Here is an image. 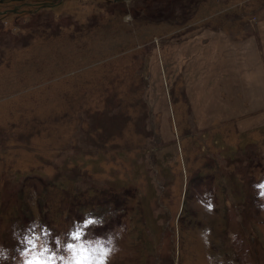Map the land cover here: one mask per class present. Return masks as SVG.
I'll list each match as a JSON object with an SVG mask.
<instances>
[{
    "label": "rangeland",
    "instance_id": "obj_1",
    "mask_svg": "<svg viewBox=\"0 0 264 264\" xmlns=\"http://www.w3.org/2000/svg\"><path fill=\"white\" fill-rule=\"evenodd\" d=\"M262 19L264 0H0V243L112 206V264H264V83L245 98L229 65Z\"/></svg>",
    "mask_w": 264,
    "mask_h": 264
},
{
    "label": "clouds",
    "instance_id": "obj_2",
    "mask_svg": "<svg viewBox=\"0 0 264 264\" xmlns=\"http://www.w3.org/2000/svg\"><path fill=\"white\" fill-rule=\"evenodd\" d=\"M125 5L130 0H124ZM131 21V13L124 17ZM252 188L256 194V207L264 212V178H258ZM35 199V192H33ZM197 202L203 210L212 215L215 212L214 197L210 192L203 193ZM119 215V210L110 206L109 210L97 215L95 210L87 209L82 219H74L67 231L54 234L46 224L37 218L21 228L12 226L13 244L6 246L0 243V264H112L115 256L121 251L117 240L123 238L124 226L106 230L98 234L94 229L105 228L110 220ZM206 249L211 248L212 229L205 227L199 233ZM233 243L238 241L237 233L229 234ZM207 264H236L234 257L225 259L223 255L206 254Z\"/></svg>",
    "mask_w": 264,
    "mask_h": 264
},
{
    "label": "crops",
    "instance_id": "obj_3",
    "mask_svg": "<svg viewBox=\"0 0 264 264\" xmlns=\"http://www.w3.org/2000/svg\"><path fill=\"white\" fill-rule=\"evenodd\" d=\"M252 28L255 30L254 31L255 34L251 32L247 33L246 37L243 38L242 44L235 45L234 53L232 51L233 55L229 52L230 53L229 65H231L232 63H235V66H234L235 70H233V73H235L234 84L239 83L240 85H242L244 88V91L246 90L245 88L247 85L249 86V89L251 88L250 91L248 92V95L245 98L261 99L264 96V95L263 96L261 95L262 94V82L264 83V19L261 20L259 26H257V29H255L254 26ZM240 48H243V49H240ZM216 50L214 49L211 51L213 53L212 60L214 63L212 65V68L215 65H217V67L224 66V63H223L224 53L222 52L221 48H218ZM239 50H241V54L238 55ZM207 51H210V50H207ZM238 61L244 65V72H243V67L238 63ZM256 61H258V64H256ZM249 67H254L257 69L254 72V77L251 80H249L247 84L245 75H249V73L247 74L245 69ZM241 72L244 75V77L242 76ZM236 75L239 77L240 76L242 77L237 79ZM231 81H232V77L230 76L227 82L230 83ZM242 86H239V87H242Z\"/></svg>",
    "mask_w": 264,
    "mask_h": 264
},
{
    "label": "water",
    "instance_id": "obj_4",
    "mask_svg": "<svg viewBox=\"0 0 264 264\" xmlns=\"http://www.w3.org/2000/svg\"><path fill=\"white\" fill-rule=\"evenodd\" d=\"M51 4H52V2H43L41 6H49V5H51ZM12 10L15 11L16 9L14 8V9H12ZM5 11H6V10H5Z\"/></svg>",
    "mask_w": 264,
    "mask_h": 264
}]
</instances>
